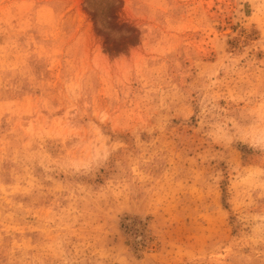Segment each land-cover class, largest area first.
Segmentation results:
<instances>
[{"label": "rangeland", "instance_id": "rangeland-1", "mask_svg": "<svg viewBox=\"0 0 264 264\" xmlns=\"http://www.w3.org/2000/svg\"><path fill=\"white\" fill-rule=\"evenodd\" d=\"M0 264H264V0H0Z\"/></svg>", "mask_w": 264, "mask_h": 264}, {"label": "bare ground", "instance_id": "bare-ground-1", "mask_svg": "<svg viewBox=\"0 0 264 264\" xmlns=\"http://www.w3.org/2000/svg\"><path fill=\"white\" fill-rule=\"evenodd\" d=\"M224 33H225V34H229V33H230V31H225Z\"/></svg>", "mask_w": 264, "mask_h": 264}]
</instances>
